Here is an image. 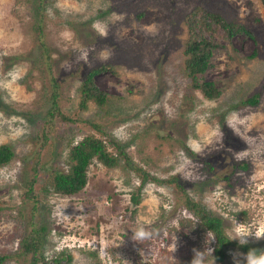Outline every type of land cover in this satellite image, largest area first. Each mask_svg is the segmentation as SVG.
<instances>
[{"label": "rangeland", "instance_id": "obj_1", "mask_svg": "<svg viewBox=\"0 0 264 264\" xmlns=\"http://www.w3.org/2000/svg\"><path fill=\"white\" fill-rule=\"evenodd\" d=\"M34 2L0 0V143L14 152L0 165V264H27L19 240L30 229L45 260L63 251L68 264H191L213 235L196 225L185 196L221 216L230 238L238 225L264 226V0H41L42 21L32 19ZM201 2L254 34L213 49L204 73L219 89L213 99L190 90L180 70L184 14ZM103 61L112 71L92 79L106 102L79 108L83 74ZM50 76L67 117L47 127ZM255 91V104L241 103ZM88 132L111 134L133 166L178 177L182 191L149 179L137 191L140 172L120 159L114 167L92 160L83 189L59 194L52 173L66 168L68 146ZM232 160L247 168L232 171ZM30 179L34 198L24 194ZM141 225L152 236L137 242L132 230ZM249 241L264 248V239ZM238 252L227 248L214 264H234Z\"/></svg>", "mask_w": 264, "mask_h": 264}, {"label": "trees", "instance_id": "obj_2", "mask_svg": "<svg viewBox=\"0 0 264 264\" xmlns=\"http://www.w3.org/2000/svg\"><path fill=\"white\" fill-rule=\"evenodd\" d=\"M32 3L31 16L37 21L41 19V0H35ZM36 3V4H35ZM39 24V22H37ZM184 23L186 26V36L182 42L181 47V66L182 75L187 79V85L190 90H197L200 94L208 99H213L219 95V89L212 79H207L204 76L205 71L211 65V56L213 49L220 45V40L228 41L231 36L237 33H244L245 35L254 39V34L243 22L228 19L217 10H211L202 2L195 4L189 11L184 14ZM34 26L35 22L32 24ZM40 29V27H38ZM38 29V30H39ZM41 34L39 30L38 35ZM45 52V49L43 50ZM255 54V49L252 55ZM47 56V53H45ZM112 71V67L105 61L97 62L90 66L83 74L79 88H78V106L85 108L88 100L93 101L97 105H102L106 102L107 93L99 88L93 81V75L105 70ZM49 96L50 104L46 111L45 124L50 127L55 116L66 118L61 114L57 102V85L53 76H50ZM259 92L247 95L241 98V103L255 104ZM97 126V125H96ZM41 136L46 138V130L41 129ZM124 143L119 142L111 134H105L104 137L97 136L91 132L85 133L79 139L75 140L68 146L67 149V166L63 170H55L52 173V187L62 195H74L83 189L87 181L86 167L92 161L96 160L106 167L117 166L120 159H123L121 166L127 165L133 167L140 172L139 183L135 187L138 191L142 184L147 180L167 183H173L178 189L183 188V181L178 177L171 175L160 179L154 175L149 174L144 169L133 166L130 159L124 150ZM111 146V148H108ZM14 156L9 143H0V165L8 162ZM207 166L211 165L206 161ZM232 171L236 168H247V163L243 160H232ZM32 179L29 180L27 189L24 194L31 195L34 198L32 189ZM131 195V201L136 203L138 195ZM182 191V190H181ZM107 196V195H106ZM185 196V195H184ZM184 207L196 216V225L202 230L209 231L213 235V242L211 249L214 251L212 255L215 261H222L225 256L227 248H236L242 252H247L248 248H259L258 242L249 241L248 245L241 247L236 240H231L223 229L222 219L216 213L199 205L196 201L190 200L188 197L184 199ZM4 208L0 207V215L4 213ZM188 219V218H187ZM189 221L191 219H188ZM179 222L185 224L188 222L184 218H180ZM20 250L28 255L27 264H68L70 255L60 251L57 255L51 256L45 260L39 250L40 237L36 229H30L19 240ZM193 258V255H191ZM7 257V253L0 252V263ZM213 257H209L212 260Z\"/></svg>", "mask_w": 264, "mask_h": 264}, {"label": "clouds", "instance_id": "obj_3", "mask_svg": "<svg viewBox=\"0 0 264 264\" xmlns=\"http://www.w3.org/2000/svg\"><path fill=\"white\" fill-rule=\"evenodd\" d=\"M147 31L150 34H154L155 29L149 28ZM102 35L106 36L107 33H102ZM151 236L152 233L142 225L132 230V239L137 242L148 240ZM250 238L256 241L264 239V226L256 229L254 227L245 228L238 225L233 232L231 240L238 241L239 245L243 247L248 245ZM213 251L211 248H205L204 250L194 249L191 264H214ZM209 257H213V259L209 261ZM233 260L234 264H264V248L250 247L247 252L234 254Z\"/></svg>", "mask_w": 264, "mask_h": 264}, {"label": "flooded vegetation", "instance_id": "obj_4", "mask_svg": "<svg viewBox=\"0 0 264 264\" xmlns=\"http://www.w3.org/2000/svg\"><path fill=\"white\" fill-rule=\"evenodd\" d=\"M207 161V160H206ZM214 161H209V163L208 164H210L211 165V168H213V167H215V165H214V163H213Z\"/></svg>", "mask_w": 264, "mask_h": 264}]
</instances>
